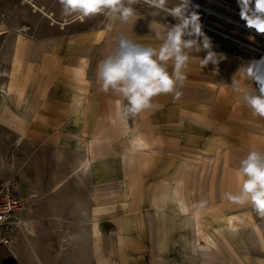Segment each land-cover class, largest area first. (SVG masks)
<instances>
[{"label":"crops","instance_id":"obj_1","mask_svg":"<svg viewBox=\"0 0 264 264\" xmlns=\"http://www.w3.org/2000/svg\"><path fill=\"white\" fill-rule=\"evenodd\" d=\"M113 23L114 36L105 37L101 31L70 36L61 41L64 48L57 47L59 39L48 41L51 50L34 58V78L18 74L0 85V155L8 153L14 141L26 154L34 150L38 168L39 156L50 152L51 174H43L42 158L37 187L43 191L48 180L51 196L41 197V202L52 204L47 214L66 235L60 248L22 246L16 253L21 264H163L149 256V222L158 211L149 205L160 198L153 181L170 169L176 145L194 154L199 166L227 173L223 186L231 191H239L242 184L240 161L249 151L264 153V118L253 115L242 100L244 91L256 85L239 70L253 62L213 46L217 64L202 68L200 59L207 50L193 52L182 86L154 97L152 107L135 116H124L127 101L101 90L98 64L116 47L124 28L128 38L158 47L161 41L155 33L163 34L168 26L136 17L126 24L119 19ZM255 67L264 74V67ZM233 80L240 82L239 91ZM61 165L65 168L56 170ZM192 169L191 163L183 164L173 177L171 193L179 210L189 216L193 253L209 256L212 247L199 242L204 236L197 205L189 197Z\"/></svg>","mask_w":264,"mask_h":264},{"label":"rangeland","instance_id":"obj_2","mask_svg":"<svg viewBox=\"0 0 264 264\" xmlns=\"http://www.w3.org/2000/svg\"><path fill=\"white\" fill-rule=\"evenodd\" d=\"M179 3L180 0H166V7L174 8ZM131 7L135 11L134 17L156 23V26H173L177 23L174 17L154 9L145 0H136ZM190 8L198 13L200 24L203 23L201 30L210 39L213 47L264 67V34L254 29L257 36L252 35L216 18L217 14H221L246 25L240 16L241 6L238 0H191ZM203 8L210 9L212 15L205 14ZM154 12L158 14L153 15ZM113 22L114 19L106 14H96L83 21L65 17L60 0H0V85L5 81L9 83V78L18 74L27 73L34 78L38 72L37 59L34 58L38 56V52L51 50L48 41L59 39L57 47L64 48L65 44L61 41H66L70 36L90 35L98 31L105 37L114 36L116 33L111 27ZM208 28L247 43L250 49ZM126 29L122 33L125 36L129 33ZM249 36H253V42H249ZM141 40H147V37H141ZM194 143L195 141L189 142ZM2 146L0 143V152ZM176 146L170 169L153 181L155 194L160 198L155 204L149 205V209H158L155 219L149 222L150 260L163 264H264V215L250 202L240 204L227 198L226 194L236 195L240 191L236 188L231 191V188L223 186L225 178L222 177H226L227 173H217L211 167L199 166L194 154L183 153L179 148L181 145ZM27 151L28 154L15 146L13 141L8 153L0 155V181H16L21 186L24 199L19 224L6 233L5 239L10 238L9 242L6 245L4 242L0 243V264H21L22 258L16 253H20L25 245L34 246L39 243L60 248L66 243L65 229L62 231L47 214L52 204L41 202V197L50 199L51 196L48 180H45L43 191L41 187H37L42 158L43 174L45 177L51 174L52 157L48 155L50 152L44 157L39 156L40 166L37 168L35 155L32 154L34 150ZM186 162L193 165L188 177L189 197L197 205L198 220L204 236L199 242L212 247L209 256L193 253V230L189 216L179 210L171 193L173 177ZM62 168L65 167L61 165L56 170H63ZM42 225L43 231L40 230ZM31 255L34 256V253L31 252ZM146 260L148 261L147 257Z\"/></svg>","mask_w":264,"mask_h":264},{"label":"clouds","instance_id":"obj_3","mask_svg":"<svg viewBox=\"0 0 264 264\" xmlns=\"http://www.w3.org/2000/svg\"><path fill=\"white\" fill-rule=\"evenodd\" d=\"M136 0H60L63 15L73 20L106 14L111 19L128 23L135 15L131 7ZM151 7L167 12L177 23L168 26L155 36L161 41L158 47L146 46L120 34L116 47L103 59L97 68V80L105 93L112 91L127 101L123 105L124 116H135L152 107V99L160 94L174 92L187 79L188 60L193 52L207 50L201 67L210 62L217 64V54L212 51L210 39L202 32L200 17L191 10V0H180L174 8L166 7V0H145ZM240 16L246 26L264 34V0H238ZM158 14L154 12L153 15ZM67 22V21H66ZM202 38V42H198ZM171 62L172 70L168 66ZM243 78L255 83L244 91L242 100L253 115L264 118V74L256 70L255 63L242 66ZM234 88L240 90V82L233 80ZM179 95V92H176ZM242 184L238 194H226L231 201L244 204L251 201L264 215V153L249 151L240 161L237 170Z\"/></svg>","mask_w":264,"mask_h":264},{"label":"built area","instance_id":"obj_4","mask_svg":"<svg viewBox=\"0 0 264 264\" xmlns=\"http://www.w3.org/2000/svg\"><path fill=\"white\" fill-rule=\"evenodd\" d=\"M23 209L19 184L14 180L0 181V243L4 242L6 233L19 224Z\"/></svg>","mask_w":264,"mask_h":264},{"label":"bare ground","instance_id":"obj_5","mask_svg":"<svg viewBox=\"0 0 264 264\" xmlns=\"http://www.w3.org/2000/svg\"><path fill=\"white\" fill-rule=\"evenodd\" d=\"M202 11L205 13V14H207V15H212L211 14V10L210 9H207V8H203L202 9ZM218 15V17L216 16V18H219V19H221V20H223V21H225V22H227V23H229V24H231V25H233V26H235V27H237V28H240V29H243V30H246L247 32H249V33H251L252 35H254L255 34V32H254V29H250V28H248L246 25H244V24H241L240 22H238V21H234V20H232V19H230L229 17H226V16H224V15H221V14H217ZM203 24V23H202ZM201 24V25H202ZM205 25H203V27H204ZM208 29H210L211 31H214L215 33H219L220 35H222V36H225V37H227L228 39H230L231 41H233V42H235L236 44H238V45H241V46H243V47H246V48H249L250 49V46L249 45H246L245 43H243L242 41H240V40H238V39H236V38H234V37H232V36H228V35H226V34H224V33H221V32H219L218 30H215V29H212V28H208ZM256 35V34H255ZM257 36V35H256ZM253 37V36H252ZM251 36H249V42H253L254 41V39L252 38ZM252 49V48H251Z\"/></svg>","mask_w":264,"mask_h":264},{"label":"trees","instance_id":"obj_6","mask_svg":"<svg viewBox=\"0 0 264 264\" xmlns=\"http://www.w3.org/2000/svg\"><path fill=\"white\" fill-rule=\"evenodd\" d=\"M3 264H7V263H3Z\"/></svg>","mask_w":264,"mask_h":264}]
</instances>
